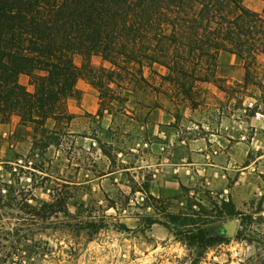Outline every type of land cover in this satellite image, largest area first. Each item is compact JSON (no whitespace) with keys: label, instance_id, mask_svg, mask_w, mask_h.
Masks as SVG:
<instances>
[{"label":"rangeland","instance_id":"obj_1","mask_svg":"<svg viewBox=\"0 0 264 264\" xmlns=\"http://www.w3.org/2000/svg\"><path fill=\"white\" fill-rule=\"evenodd\" d=\"M145 76L151 85L164 84L148 69ZM248 81L254 86L238 90V96L253 95L264 110V53L247 69ZM142 87L111 86L114 94L104 96L102 105L117 114L129 99L137 106L157 96ZM201 91L199 84L196 99ZM97 116L85 114L72 124L51 120L45 137L16 117L0 124V261L11 253L6 264H218L212 255L220 254L234 264H264V185L240 210L234 205L240 215L233 218L217 197L183 192L179 199H154L145 193L144 178L119 171L134 162L131 155H116L134 145L123 136L128 119L102 130ZM113 172L102 185L103 176ZM190 208L208 235L224 237L222 244L203 251L177 241L167 217ZM150 220L157 223L148 225ZM231 223L233 233L227 229Z\"/></svg>","mask_w":264,"mask_h":264},{"label":"trees","instance_id":"obj_2","mask_svg":"<svg viewBox=\"0 0 264 264\" xmlns=\"http://www.w3.org/2000/svg\"><path fill=\"white\" fill-rule=\"evenodd\" d=\"M243 2L0 0V124L16 117L19 125H32L37 134L48 136V120L70 119L66 100L80 78L97 90L101 117L105 110L111 112L102 105L104 96L114 94L111 86L128 82L143 90L161 89L160 83L149 84L146 69L167 83L173 95L194 102L196 86L215 81L220 53L236 55L247 69L264 53V15ZM79 56L83 62L77 67ZM94 56L108 65L94 67ZM21 75L29 78L32 90L20 83ZM221 205L227 216L240 215L231 200ZM44 206L53 208L54 203ZM190 212L167 217L178 242L204 251L225 241L208 235L195 211ZM9 256L4 254L0 264Z\"/></svg>","mask_w":264,"mask_h":264},{"label":"crops","instance_id":"obj_3","mask_svg":"<svg viewBox=\"0 0 264 264\" xmlns=\"http://www.w3.org/2000/svg\"><path fill=\"white\" fill-rule=\"evenodd\" d=\"M243 3L264 15L263 1ZM94 60L102 62L103 67L108 65L100 57H92V64ZM82 62L75 59L77 67ZM160 72L164 74L165 70ZM28 80L26 75L19 78L24 86H29ZM160 85L151 101L136 106L129 99L124 104L125 113L105 110L97 116L102 130H108L121 117L128 119L123 136L134 145L127 151L117 150L116 155H131L134 162L119 171L134 172V179L144 178L145 193L157 200L179 199L183 192H189L200 199L231 200L240 210L264 185V110L253 95L238 96V90L248 92L254 86L247 82L244 62L234 54L220 53L215 81L201 83V98L194 102L173 95L167 83ZM99 102L97 90L78 79L75 94L66 100L70 123L85 114L96 115ZM114 173L103 176L101 184ZM212 259L218 264H234L233 259L223 260L220 254L212 255Z\"/></svg>","mask_w":264,"mask_h":264},{"label":"water","instance_id":"obj_4","mask_svg":"<svg viewBox=\"0 0 264 264\" xmlns=\"http://www.w3.org/2000/svg\"><path fill=\"white\" fill-rule=\"evenodd\" d=\"M234 227H235V223H231L230 228H227V229H231L230 233H233Z\"/></svg>","mask_w":264,"mask_h":264}]
</instances>
